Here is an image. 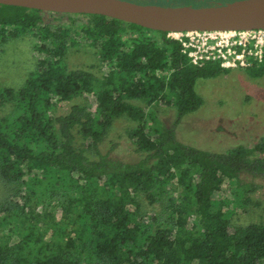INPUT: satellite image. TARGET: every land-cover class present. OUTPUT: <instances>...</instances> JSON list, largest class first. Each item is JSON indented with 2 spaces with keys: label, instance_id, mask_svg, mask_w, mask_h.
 <instances>
[{
  "label": "trees",
  "instance_id": "1",
  "mask_svg": "<svg viewBox=\"0 0 264 264\" xmlns=\"http://www.w3.org/2000/svg\"><path fill=\"white\" fill-rule=\"evenodd\" d=\"M45 11L0 3V42L30 34L37 54L20 86L0 87V106L11 108L0 116V228L12 232L1 237L0 264H264V220L232 221L223 188L243 173L264 178V139L217 152L178 140L174 125L147 128V107L174 106L177 122L203 102L196 80L231 67L193 61L166 31L98 13H85L79 30ZM81 35L106 65L99 74L65 62ZM244 68L264 75V44ZM79 91L93 95L92 108L53 112ZM120 115L137 122L128 130L145 152L137 160L100 152ZM144 198L164 200L172 215L145 211Z\"/></svg>",
  "mask_w": 264,
  "mask_h": 264
},
{
  "label": "rangeland",
  "instance_id": "2",
  "mask_svg": "<svg viewBox=\"0 0 264 264\" xmlns=\"http://www.w3.org/2000/svg\"><path fill=\"white\" fill-rule=\"evenodd\" d=\"M142 3L160 5H182L188 0H132ZM204 1V0H203ZM231 0H208L202 5L217 4ZM47 10L43 12L46 20L53 24L72 25L77 29L89 24L90 16L84 12H65ZM155 33L156 36L160 34ZM168 37L185 36L179 32L166 31ZM195 35V34H193ZM82 37V35H81ZM230 32L200 33L194 36L196 56L221 55L225 65H230L225 73L213 77H201L195 82V90L203 98L202 104L195 110L181 115L174 122L177 112L174 106L152 105L147 107L149 115L147 125L150 132L157 127L169 128L174 125L175 136L185 143L217 152H224L234 146H252L264 139V75L251 76L236 57L230 42ZM78 45L70 47L65 55V62L70 67H83L97 74L106 69L100 63L99 51L83 37ZM34 38L30 34L8 38L0 42V87L20 86L34 67L37 54L32 48ZM140 102V101H139ZM78 103L93 107V95L87 91H79L70 100L54 101L53 112H67L71 104ZM9 105L0 106V116L8 114ZM136 121L126 115L116 117L102 141L100 152L118 156L127 161L137 160L145 155L138 149L128 130L136 125ZM80 140V139H79ZM78 141V140H77ZM264 156V151L261 153ZM170 184V194L179 198L182 194L175 179ZM252 182L253 188L245 186ZM174 184V185H173ZM225 194L233 197L231 220L236 223H248L264 220V178L241 174L239 181L226 183ZM1 192V187H0ZM239 192V195H235ZM249 197V201L245 198ZM144 209L150 213L162 211L165 217L172 215L171 207H165L164 200L149 203L143 199ZM43 205L42 202L39 204ZM217 202L213 203L215 208ZM12 234L10 224L0 228L1 237ZM49 236V235H47Z\"/></svg>",
  "mask_w": 264,
  "mask_h": 264
},
{
  "label": "water",
  "instance_id": "3",
  "mask_svg": "<svg viewBox=\"0 0 264 264\" xmlns=\"http://www.w3.org/2000/svg\"><path fill=\"white\" fill-rule=\"evenodd\" d=\"M51 1H64L73 7H52L46 0H0V3L43 10L98 13L162 31L264 28V0H231L208 5L173 6L132 0Z\"/></svg>",
  "mask_w": 264,
  "mask_h": 264
},
{
  "label": "built area",
  "instance_id": "4",
  "mask_svg": "<svg viewBox=\"0 0 264 264\" xmlns=\"http://www.w3.org/2000/svg\"><path fill=\"white\" fill-rule=\"evenodd\" d=\"M179 32L181 34H186L183 36H174L182 43V50L188 53L193 61H196L202 57H220L222 64H224L223 57L221 55H200L196 56L194 43V36H199L200 33H211V32H230V42L233 45V51H235L236 57L240 58V63L245 67L251 63V58L261 59L262 48L264 44V28H254V29H240V30H184V31H173ZM195 34V35H193ZM240 47L238 50L237 47ZM225 65V64H224ZM230 66V65H227Z\"/></svg>",
  "mask_w": 264,
  "mask_h": 264
},
{
  "label": "bare ground",
  "instance_id": "5",
  "mask_svg": "<svg viewBox=\"0 0 264 264\" xmlns=\"http://www.w3.org/2000/svg\"><path fill=\"white\" fill-rule=\"evenodd\" d=\"M46 3H48L50 6L56 7V8H63V7L71 8V7H73L71 4L66 3L64 1L54 2V1H51V0H46Z\"/></svg>",
  "mask_w": 264,
  "mask_h": 264
},
{
  "label": "flooded vegetation",
  "instance_id": "6",
  "mask_svg": "<svg viewBox=\"0 0 264 264\" xmlns=\"http://www.w3.org/2000/svg\"><path fill=\"white\" fill-rule=\"evenodd\" d=\"M204 1H208V0H204ZM203 0H188L187 4H193L194 2H200V3H203L204 2ZM194 5V4H193ZM153 30V29H152Z\"/></svg>",
  "mask_w": 264,
  "mask_h": 264
}]
</instances>
